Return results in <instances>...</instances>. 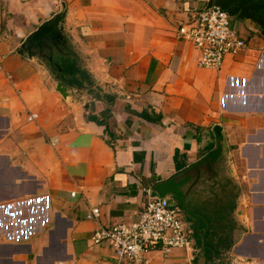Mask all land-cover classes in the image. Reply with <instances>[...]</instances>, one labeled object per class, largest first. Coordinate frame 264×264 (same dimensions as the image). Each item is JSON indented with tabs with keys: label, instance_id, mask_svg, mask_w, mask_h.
Here are the masks:
<instances>
[{
	"label": "crops",
	"instance_id": "1",
	"mask_svg": "<svg viewBox=\"0 0 264 264\" xmlns=\"http://www.w3.org/2000/svg\"><path fill=\"white\" fill-rule=\"evenodd\" d=\"M207 1L0 0V264H108L112 243L93 232L139 220L152 185L211 153L217 124L235 207L229 226L207 227L231 247L216 256L196 240L151 262L264 264V37L238 20L248 47L220 69L200 66L179 28ZM63 3L93 81L66 83L74 100L16 51ZM95 206L98 220L87 217Z\"/></svg>",
	"mask_w": 264,
	"mask_h": 264
},
{
	"label": "built area",
	"instance_id": "2",
	"mask_svg": "<svg viewBox=\"0 0 264 264\" xmlns=\"http://www.w3.org/2000/svg\"><path fill=\"white\" fill-rule=\"evenodd\" d=\"M237 23L239 21L227 10L205 6L194 13L190 22L180 26L179 33L198 51L200 66L220 69L227 56H238L249 45V38ZM35 118L37 114L31 113L28 120ZM75 194L73 191L72 195ZM87 217L100 219V207H92ZM91 239L95 244L111 241L114 257L108 264H152L150 253L167 255L175 249L193 251L196 244L179 207L169 204L167 198L151 195L139 220L101 225Z\"/></svg>",
	"mask_w": 264,
	"mask_h": 264
},
{
	"label": "water",
	"instance_id": "3",
	"mask_svg": "<svg viewBox=\"0 0 264 264\" xmlns=\"http://www.w3.org/2000/svg\"><path fill=\"white\" fill-rule=\"evenodd\" d=\"M62 10L55 14L50 20L40 25L25 41H23L16 49L19 54L26 55L30 59H34L40 64L46 65L43 60L48 56L47 53L38 51V47L44 44L53 46L54 41L64 35L65 33V19L67 15L66 3H63ZM264 5V0H208L206 8H221L227 10L229 14L235 17L237 20L243 22L246 26L257 30L256 27L250 22L251 18H254L257 9ZM264 37V32H260ZM74 57H78L75 55ZM52 60L53 57L51 56ZM58 71H63L66 76V70L58 63ZM77 64L80 65V60H77ZM56 90L61 93L65 99H73L70 87L59 79L56 84ZM213 131L216 136V145L212 149L211 153L205 155L198 161L188 165L183 170L175 173L171 177L165 180H161L152 185L150 189V195L154 197L167 198L169 204L175 206L180 200V196L183 193L187 183L194 177L203 181L205 192L207 194H215L216 198L218 190H213V186L216 184L220 187L226 182L224 176H229L228 163H227V145L226 138L223 132V126L217 124L214 126ZM203 248L206 245L205 236L201 234ZM196 242V241H195Z\"/></svg>",
	"mask_w": 264,
	"mask_h": 264
},
{
	"label": "flooded vegetation",
	"instance_id": "4",
	"mask_svg": "<svg viewBox=\"0 0 264 264\" xmlns=\"http://www.w3.org/2000/svg\"><path fill=\"white\" fill-rule=\"evenodd\" d=\"M250 22L258 28L259 32H264V5L259 7L255 13L254 18ZM261 35V34H260ZM69 38L66 33L57 38L55 45L49 46L44 44L38 47V51L47 53L48 56L43 59L47 66L53 71L58 79L64 80L65 83L70 81L69 74L64 75L63 71H58L56 63H62L64 57L73 56L74 51L69 47ZM53 57L51 60L50 57ZM226 182L220 187L219 185L213 186V190H218L219 199L215 194H207L203 181L201 179L193 178L187 183L183 193L178 200L177 206L180 209L182 219L184 220L188 232L192 239L196 241V237H201L202 231L205 236L206 226L214 225L213 229L221 228V225L226 224L229 226L230 221V207L234 195V188L231 187L228 177L224 176ZM196 243V242H195Z\"/></svg>",
	"mask_w": 264,
	"mask_h": 264
},
{
	"label": "trees",
	"instance_id": "5",
	"mask_svg": "<svg viewBox=\"0 0 264 264\" xmlns=\"http://www.w3.org/2000/svg\"><path fill=\"white\" fill-rule=\"evenodd\" d=\"M69 47L71 50L74 51V55L70 57H64L62 63L60 64L69 74L70 81L68 83H76L78 88H83L86 86H92L93 81L90 76V73L82 66L77 64V60L79 59V56L76 58L75 55H78L77 52L74 49V45H72L71 42H69ZM112 116V110L111 108H106L104 111H102L99 115L93 116L94 120L99 124H107L109 118ZM149 182L151 180H148ZM233 208L235 207V204L231 205ZM203 226H206L207 233L205 234L206 239V254L214 252L216 256H218L221 253L222 248L225 250H228L231 245L228 242V239L225 235H223L222 238L218 241V243L214 242L213 234L210 232V229H208L207 225L204 223ZM198 244L200 245L202 243V240L200 237H196Z\"/></svg>",
	"mask_w": 264,
	"mask_h": 264
}]
</instances>
